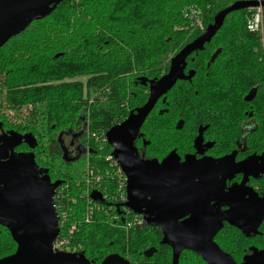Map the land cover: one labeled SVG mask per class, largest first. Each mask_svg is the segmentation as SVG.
<instances>
[{
  "label": "trees",
  "instance_id": "trees-1",
  "mask_svg": "<svg viewBox=\"0 0 264 264\" xmlns=\"http://www.w3.org/2000/svg\"><path fill=\"white\" fill-rule=\"evenodd\" d=\"M242 1L246 0H62L49 16L33 21L24 32L11 38L0 48V88L7 89L4 101L16 110L28 104H35L29 124L34 125L37 119L42 117H46V121L56 120L50 127L52 131V127L56 128L57 122L70 113L63 112V109L67 108L65 90L62 87L52 88V85L47 87L43 80L46 74L51 73L48 72L50 64L60 61L66 63V56L75 52L72 59L68 60L67 67L77 68L78 71L84 69L88 73L84 84L85 98L82 99L81 93L77 99L78 107L74 106L78 113L82 111L77 120L84 114L88 119L87 138L94 134L103 140L104 134L115 123L123 120L126 103L139 106L145 102L146 97L138 96L136 91H142L146 87L135 86V78L140 77L148 81L158 79L162 73L158 68L164 63L168 65V61L183 48L178 50L183 39L181 32L184 33L183 37L187 36L188 32L182 27L184 24L188 27L189 24L182 16L183 9L180 10L181 13L178 12L177 5L182 2V6L199 9L204 16L202 23L206 29L212 24L216 13ZM247 14L246 9L227 15L211 41L192 56L193 62L188 60L190 67L195 68V76L190 82H181L175 86L168 95V107L173 109L174 118L180 115L185 119L187 131L192 133L198 125L207 124L215 133L221 132L230 142H233L239 132L244 112L252 111L255 126L248 136L247 146L256 154H264V57L252 51L257 38L247 30ZM72 15L75 16L70 19ZM179 15L180 17H176ZM231 18L236 19L237 23L232 22ZM30 29H33L31 33L40 30L45 32L32 38L31 33H27ZM187 30L191 28L188 27ZM51 32L60 38L69 37L75 46L68 51L57 53L58 58L54 55L49 62L43 60L37 65L25 62L27 57H30L25 55L29 52L31 43L35 44L34 47L39 46L40 39ZM200 34L194 31L189 41L192 42ZM34 39L36 40L33 42ZM216 50H220V54L207 67L206 64ZM100 51H103L102 55ZM123 59L125 61L120 62ZM57 70H60V67ZM35 77L43 78L37 82L33 80ZM129 87L132 90L130 93L126 91ZM252 89H256V95L252 102L247 104L243 99ZM79 90L82 91L81 88ZM122 90L124 92H121ZM91 93L97 101H105L106 106L110 107L100 110L98 114L94 108L91 109L92 104H89V108L82 106L81 109L80 100L86 103ZM42 100L48 103H37ZM0 115L4 116L1 113ZM159 121L163 124L166 120ZM154 123L152 144L159 142L156 136L158 123ZM173 126L174 121L172 130ZM66 127L61 126L69 128ZM149 129L153 131L152 127ZM29 133L37 139L34 132ZM162 134L163 129L158 138ZM88 140L92 151L88 157L101 164L103 158L110 155L111 148L107 143L89 138ZM164 141H161V147L172 142ZM52 143L54 141L48 143L49 158H52V153L55 154V150L51 153ZM39 148L40 143L35 152ZM93 160L88 162L97 163ZM80 172L65 175V183L60 192V199L67 201L68 206H71V198L76 200L68 216L69 225L80 221L84 211V200L79 199L82 187L78 184L85 173ZM102 215L95 214L93 224L79 227L70 245L79 247L84 256L88 253H98L99 258L95 260L100 262L107 255V251H111L117 244L118 237L123 240L122 252L139 256L138 250L147 245L148 240L143 239L146 231L131 228L136 225L129 229L123 225L121 219L112 224ZM97 226L102 228L97 229ZM104 226H107L108 230ZM117 226L124 229L119 230L115 228ZM258 233L253 239H245L238 231L226 227L217 235V241L238 263L250 245L264 251V222L260 225ZM10 244L14 247L12 242ZM118 245L120 247L119 242ZM192 256L197 257L194 254ZM162 258L163 256L156 260L157 264H170L168 258ZM200 262L204 264L202 260Z\"/></svg>",
  "mask_w": 264,
  "mask_h": 264
},
{
  "label": "water",
  "instance_id": "water-1",
  "mask_svg": "<svg viewBox=\"0 0 264 264\" xmlns=\"http://www.w3.org/2000/svg\"><path fill=\"white\" fill-rule=\"evenodd\" d=\"M61 2L0 0V48L24 32L33 21L49 16ZM258 6L264 8V2L242 1L216 13L212 24L172 57L166 75L160 79L141 80L143 86H148L146 102L105 134V141L112 150L111 156L119 164L126 179L127 201L124 207L141 216L147 226L160 229L161 244L172 250V264L178 263L183 251L192 252L205 264H264L263 250L251 248V253L236 263L213 241L222 229L223 222L230 224L246 238L259 234L258 229L264 221V197L259 198L247 190L244 184L247 177L256 178L259 173H263L256 162L264 154L259 158L251 156L238 164L236 169L231 164L234 153L219 160L196 162L186 158L183 163H179L175 152H171L158 163L155 160H139L133 147L141 126L157 101L177 81L191 80L193 77L192 72L184 77L186 59L211 41L227 15ZM219 54L220 50L212 54L208 66ZM255 95L256 89L250 90L244 102H252ZM181 126L179 122L176 129L179 130ZM194 143L196 146L201 144L200 135ZM21 144L34 149L37 142L32 134L21 135L14 131L0 134V225L8 230L17 246L14 254L0 259V264H89L83 254L52 253V245L58 235L53 197L59 183L51 184L47 176L39 179L33 155L15 153L14 150ZM63 151L67 163L75 161L69 160L66 151ZM234 173H242L244 179L239 186L231 187L225 193V178ZM90 198L103 204L97 192H92ZM212 201L215 204L210 206L209 202ZM220 206H226L228 210L222 212ZM151 255L150 250L145 252L146 257ZM101 264L128 263L111 255Z\"/></svg>",
  "mask_w": 264,
  "mask_h": 264
},
{
  "label": "flooded vegetation",
  "instance_id": "flooded-vegetation-1",
  "mask_svg": "<svg viewBox=\"0 0 264 264\" xmlns=\"http://www.w3.org/2000/svg\"><path fill=\"white\" fill-rule=\"evenodd\" d=\"M195 54L196 53L191 54L185 61L186 67H185L184 72H183L184 77H187L190 72H192L194 74L193 77L195 76V70H194L195 68L190 67V65L188 64V60H190L191 63L193 62L192 56ZM206 66L208 67V63L206 64ZM169 68H170V61L168 63L167 70L166 71L164 70L160 74V77L158 79H160L161 77L166 75L169 71ZM192 78H191V80H192ZM135 80H136V81H134L135 86L136 85L143 86L141 84L142 78L137 77V78H135ZM191 80H179V81H177L176 84L173 86V88L166 95H164L162 98H160L157 101L155 107L153 108L151 113L148 115V117L145 119L143 125L141 126V128L138 132L136 139L134 140L133 147L135 149V156L139 160H142V161L155 160L158 163H160L171 152H175V154L177 156L176 158L179 161V163H183L186 158H191L192 160H194L196 162H200V161H204V160H219L221 158H224V157L229 156L230 154L234 153L235 155L233 158V163L231 162V164L236 169L238 168L237 167L238 164H240L243 161L248 160L253 155H256L257 156L256 158H259V156L261 154H256L255 152H252V150L247 146L248 136L253 131L252 129L255 126V118H254V113L252 111L244 112V119H243L242 123L240 124L239 132H238L237 136H235L236 138L233 139V142H230L229 139H226L224 137V135L221 134V132L219 134L215 133L214 130H211L209 128V125H207V124L198 125L195 128V130L191 133L190 130L187 131L188 127L186 126V121L184 118H182V116L176 115L175 118L173 117L174 111H173V109L171 110L168 107L169 106L168 95L171 93V91L175 88V86L178 83L190 82ZM143 87L144 88L146 87L148 89V86H143ZM147 97H148V95H147ZM142 105L131 106L129 103H126L124 105L125 115H124L123 120L118 122V123H115L113 126H116V125L120 124L121 122H123L125 119H127V117L131 113H134L136 111V109H138ZM154 111H156V114H157V119H156L157 121L153 120V124H152L153 131H151L147 126H148V123L150 120L149 118L153 114ZM159 119H165L166 121H164V123L162 124V123H159V122H162V121H159ZM173 121H174V126H173L174 130L171 129V125H172ZM154 122L158 123V126H157L158 129L156 131V136H157V139L159 142L155 143V145H156L155 150L156 149L158 150L156 154L149 153V151H148L153 147V144L151 142V138L154 135L153 134L154 124H155ZM179 122L182 124V126L179 130H177L176 126ZM0 128H1L0 129L1 134H2V132H7L3 129L4 126H3L2 122H0ZM162 129H163V134H162V136L160 135V138H158L159 132H161ZM54 130H55V128L52 127V131H54ZM184 130H186L187 132H184ZM9 131H13V130H9ZM17 133H19V132H17ZM87 133H88V119L86 118L85 115L80 116L78 118V120L76 121V123L73 124L72 126H70L69 128H67V129L58 128L57 132L53 133V138H55V141L53 143V146L55 148V156H56V159L58 160V162L61 164V165H57L56 169L51 164L49 165L48 163H46V160L42 161V162L40 161L41 163L38 162L39 159H38V156L36 154L37 152H35L37 146H39L37 139H36L37 145L34 149H30V147L27 144H21L20 146H18L14 150L15 153H17V154L24 153V154H32L33 155L34 162L38 168L37 175H38L39 179H43L45 176H47L49 178V181L51 184L59 183L58 186L56 187V190L54 193L53 202H54V198L61 191V189L65 183L64 179L62 178V175H64V173H63L64 167L65 168L66 167L72 168V167H74L75 164L80 163V161H82L83 159H85V157H88V155H90L89 151H91V149H90L89 140L87 138ZM182 133H184L182 136V142L180 144H177L176 143V136H177V134L181 135ZM19 134L25 135V134H30V133H24V134L19 133ZM199 135L201 137V144L196 146L194 141L197 137H199ZM164 140H171L172 142L169 143L168 145L164 146V147H161V143L165 142ZM61 144L63 145V147L61 146ZM63 150L66 151V157L69 160L74 159L75 161L67 163L66 160H64V151ZM151 150H153V149H151ZM41 152H44V151L42 150ZM111 152H112V150H111ZM43 158H45V157H43ZM256 164H257V167L263 171V173H259L256 178H253L251 176L247 177L244 186L246 187L247 190H249L250 192H253L259 198H262V197H264V157H262V158L260 157V159L256 162ZM221 178L222 177L220 176L219 179H221ZM225 179H226L225 180L226 182H225L224 192L226 193L231 187L239 186L244 179V175L242 173L229 174V176H227V178H225ZM245 198H248V197L245 196ZM214 204H215V201L209 202L210 206H213ZM54 208H55V206H54ZM219 209H220V211L225 212L228 210V207L220 206ZM56 216H57V218H59L57 210H56ZM180 221H183V220H180ZM57 225H58V222H57ZM137 226L138 227L132 226L131 228L134 230L135 229L136 230L141 229V231H143V232L148 231V232L153 233V238L152 239L149 238L150 242L146 243L148 245L147 248L140 250V252H138L139 256L132 255V262H130V260H128L125 257V255L128 253L122 252V246L119 247V245L117 243L112 248V250L109 251L107 253V255L104 256L103 260L108 256L116 255V256L122 258L128 264H144V263L157 264L156 260L158 258H161V256H163L162 259L167 260V258H168L170 260V264H172V250L168 246L161 244L162 233H161L160 229L157 227L147 226L145 223L142 225H137ZM226 227L232 228V229L238 231L234 227L230 226V224H228L227 222H223V227L217 233V235ZM115 228H117L119 230L124 229L122 226H117ZM59 232L60 231L58 228V235L56 236V238L59 236ZM238 232L240 233V231H238ZM2 235L4 237L9 238L11 240V242L14 244V252L11 253L10 255H8V256H11L12 254L15 253L17 246L14 243V241L12 240V237L10 236V233L8 232V230L0 225V237ZM143 235H145V234H143ZM217 235L215 236L213 241L216 243V245L223 252L227 253L224 250L225 247H222L220 245V243L217 241ZM244 238L245 239H253L254 237L253 238L244 237ZM141 248H142V245H141ZM251 248H254V246L250 245L247 247L246 251L240 257V261L238 263H240L242 261L244 256L249 255L251 253L250 252ZM148 250H150L152 253L151 257L145 256V252ZM52 253L56 254L59 252L53 250V248H52ZM81 253H82L81 250H79L77 248L71 254H81ZM192 254H193L192 252H188V251L181 252L179 255L177 264H182L183 259L187 258L188 255H192ZM5 257H7V256H5ZM85 258H86V260H88L89 264H101L103 262V260H102V261L97 263L95 259L93 260V259L88 258V257H85Z\"/></svg>",
  "mask_w": 264,
  "mask_h": 264
},
{
  "label": "rangeland",
  "instance_id": "rangeland-1",
  "mask_svg": "<svg viewBox=\"0 0 264 264\" xmlns=\"http://www.w3.org/2000/svg\"><path fill=\"white\" fill-rule=\"evenodd\" d=\"M177 6H178V8H177L178 12H180V10L183 9L182 10V16L185 18L184 15H186L189 12L188 9H190V7L189 6L186 7L184 5L182 6V2L180 3V5H177ZM74 16L75 15H72L69 18L72 19V18H74ZM176 17H180V15L176 16ZM202 17L204 18L203 14H202ZM231 19H232V22L237 23L236 19H233V18H231ZM184 27H185V31L188 32V35L183 37L184 33L181 32L182 33L181 37L183 39L180 42V46H179L178 50L181 47L184 48L186 45H188L190 43V41H189L190 36L194 33V31H192V30H189V31L187 30L189 26L187 27V25L184 24L182 29ZM32 30L33 29H30V31H28L27 33H31ZM44 32L45 31L40 30V31L31 33L30 35L32 38H36V37H38L37 35L41 36V35H43ZM53 33L54 32H51L50 34L41 38L40 39L41 44H39V46L34 47L35 44L31 43L30 50L25 55L26 57L27 56H30V57H27V59H26L27 61L25 60V62H29V63L31 62V65H37L39 62H41L43 60L45 62H49L48 60L53 59L52 57L54 55H56L57 53H60L63 51H68V49L70 50L72 47L75 46L69 37L66 36L64 38H60L59 36H55ZM198 33H201V32H198ZM255 35H256L255 37L257 39H256V42L253 43L252 51L254 54L258 53V54H261L262 57H264V30L262 33H257ZM25 39H27V38H25ZM35 40L36 39H34L33 42ZM103 51L102 52L100 51L99 53H101V55H102ZM73 55H75V52H71L68 56H66L67 62H68V60L72 59ZM123 61H125V60L123 59L120 62H123ZM67 62L64 63V62L60 61V62L50 64V69L48 70V72H51V73L48 75L46 74V77H44L45 80H43L44 83H46L47 87L51 86V85H52L51 86L52 88H56V89H60L62 87L65 90V94L67 97L66 98L67 99L66 100V107L67 108H64L63 112L65 113V111H69L70 114L69 115L65 114L64 118H62V121L57 122V125H56L57 127L55 128L54 131H50V127H51L52 123L55 122L56 120L50 119L49 121H46L47 119L46 120L44 119L46 117L38 118L36 123L34 124L35 126L32 125L31 123L29 124V119H30V116L33 114L35 104H28V105L26 104L27 106H24L21 109H17V110L12 109L4 101V98H5V95L7 92L6 87L0 88V113L4 114V116L0 115V122L3 123V126H4L3 129L7 132L9 130H13V131H16V132H19L22 134L34 132V135L36 136L37 140L40 143V148L36 153L39 155L38 156V159H39L38 162L41 163L42 161L46 160V163H50L55 169H56L57 165H61V164L56 159L55 154L52 153V151L55 150L53 143H52V149H51L52 158L48 157V154H49V151L47 150V148L49 146L48 143L50 141H55V138H53V133L54 132L56 133L58 128H61V126L70 127L73 124H75V120H77V116L79 114H81L82 111L80 110L78 113L77 109H75L74 106L76 105V107H78L77 99L81 95V93L83 96L82 99H84L85 98L84 96L86 95V93L84 92V84L87 80V77H88L87 74L88 73H86V71L84 69H80V71H78V69L74 68V67L68 68ZM58 67H60V70H57ZM167 67H168V65L164 63V65L159 67L158 70H160V72H163L164 70L167 69ZM1 70L3 72L4 68ZM1 78H2V76H1ZM42 78L35 77V78H33V80H36L38 82ZM80 88L82 89L81 92L79 90ZM122 88H124V87H122ZM129 89H130V87H129ZM129 89H126V91H128V93H130L129 91H132L131 89L130 90ZM133 91H135V90H133ZM121 92H124V91L122 90ZM136 94H138V96L144 95L147 99L148 89L146 88V89H143L142 91L138 90V91H136ZM86 99H88V98H86ZM146 99H145V101H146ZM45 101L46 100L37 101V103H40V104L42 102L48 103V101H46V102ZM80 102H81V109H82V106L89 108V104H92V105H90L91 109L94 108L95 113H97V114L100 110H102L104 108L107 109L110 107V106L109 107L106 106L105 101H102V102L97 101L95 98V95L92 93L90 94V97L86 103L82 100H80ZM82 115H84V114H82ZM70 117H71V119H70ZM149 119L150 120H149L147 127L151 128L153 120L157 119L156 111L153 112V114L150 116ZM184 132H185V130H184ZM183 134L184 133H182L181 135L177 134V136H176V139L178 140L177 144L181 143ZM154 145H155V143H153V147L151 148L153 150H151V149L148 150L149 153H153V154L157 153L158 150L157 149L155 150L156 145L155 146ZM42 150L44 152H41ZM43 157H45V158H43ZM52 159H53V161H52ZM88 160H93V159L89 158V157H85V159L80 161V163L75 164L74 167H72V168L71 167L65 168L63 166L64 167V169H63L64 175H62V178L64 179L65 175H69V173H74L76 171H79V172L82 171L80 173H86V171L90 170L93 166L92 164H90L89 167L86 165V161H88ZM93 161L97 162V160H93ZM72 171H74V172H72ZM99 227L97 226V229ZM104 227L108 229L107 226H104ZM100 228H102V227H100ZM152 236H153L152 232L146 231L143 239L148 240L147 242H150L149 238H152ZM118 242H119L120 246L123 244V240L121 238L117 237V243ZM10 243H11V241L9 238L4 237L3 235L0 237V258L3 256H8L14 252V247ZM147 246L148 245H144L142 249L147 248ZM142 249H140V250H142ZM140 250H138V251L140 252ZM108 252H109V250L107 251V253ZM85 257L91 258L93 260L96 258L97 259L99 258L98 253L95 255L88 253V254H85ZM125 257L128 260H130V262H132V254L128 253L125 255ZM144 264H149V263H144ZM182 264H202V263L200 262V260L197 257L192 256V255H188L187 258L183 259Z\"/></svg>",
  "mask_w": 264,
  "mask_h": 264
},
{
  "label": "built area",
  "instance_id": "built-area-1",
  "mask_svg": "<svg viewBox=\"0 0 264 264\" xmlns=\"http://www.w3.org/2000/svg\"><path fill=\"white\" fill-rule=\"evenodd\" d=\"M257 3L264 2V0H246ZM185 16L186 21L192 31L204 32L205 29L202 23V13L199 9L190 8ZM246 27L250 33H262L264 30V8L261 6L247 9ZM106 134V133H105ZM105 134L103 140L101 137H96L94 134L88 136L89 139H95L97 142L106 143ZM88 135V134H87ZM92 168L84 174L83 179L78 185H81V196L79 199L84 200V211L81 214V220L68 224V216L72 207L76 204V200L69 201L71 206L67 205V201H62L61 191L54 198V206L58 211V228L59 236L54 241L52 248L58 252L73 253L77 248L70 245L72 238L78 231L79 227L83 225H90L95 222V214L102 213L103 218L108 222L116 224L119 219L130 228L132 225L144 224L141 216L133 214L124 207L127 201L126 194V179L119 166V164L109 156L103 158L101 164L93 163ZM87 166L90 163L87 161ZM62 190V189H61ZM92 192L100 194L103 204L97 203L90 198ZM64 197V196H63ZM120 211V214L118 213ZM131 214V215H130ZM130 215V216H129ZM130 217V218H128Z\"/></svg>",
  "mask_w": 264,
  "mask_h": 264
}]
</instances>
